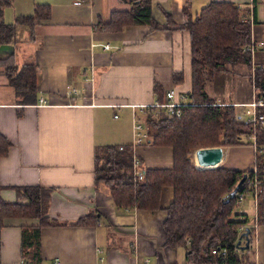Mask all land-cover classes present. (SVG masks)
<instances>
[{
	"label": "crops",
	"instance_id": "crops-1",
	"mask_svg": "<svg viewBox=\"0 0 264 264\" xmlns=\"http://www.w3.org/2000/svg\"><path fill=\"white\" fill-rule=\"evenodd\" d=\"M209 1L233 2L251 22V67L227 68L204 85L209 99L242 115L260 100L253 73L264 70V0H151L158 28L128 25L120 31L101 25L111 12L127 11L128 0H11L4 7L6 23L34 15L37 5H46L49 16L35 20L32 33L16 24L13 43L0 47V57L13 54L17 67H37L36 94L29 101L0 70V137L9 143L0 155V201L27 204L16 191L29 187L50 193L45 224L36 218L3 220L0 264H188L184 248L165 245L162 223L172 190L164 191L160 210L116 209L108 193L94 188V155L98 148H130L138 115L147 140L133 150L137 168L172 166L171 148L150 144L146 117L168 89L188 98L191 47L182 28L184 9L193 17ZM233 83L242 87L231 100ZM255 153L251 145L225 147L219 165L254 170ZM81 218L89 225H77ZM26 237L35 246H27ZM254 253L249 263L259 262Z\"/></svg>",
	"mask_w": 264,
	"mask_h": 264
},
{
	"label": "trees",
	"instance_id": "trees-1",
	"mask_svg": "<svg viewBox=\"0 0 264 264\" xmlns=\"http://www.w3.org/2000/svg\"><path fill=\"white\" fill-rule=\"evenodd\" d=\"M128 1L129 9L111 12L109 21L101 25L104 29L120 31L128 25L158 28L152 17L151 0ZM10 2L0 0V47L13 43L16 24L26 25L32 33L35 20L49 16L46 5H37L34 15L6 23L2 13ZM184 14L186 20L182 28L189 33L191 47L188 105L180 109L179 119L174 115L159 118L151 112L146 117L150 144L171 148L172 166L168 169H146L143 178L137 180L132 175L134 156L131 149L98 148L94 155V188L108 193L116 209L145 211L160 210L164 191L171 189L172 200L164 209L166 217L162 223L166 246L184 248L188 264L249 263L245 261L246 256L233 251L242 233L240 227L252 223H248L244 214L236 210V197L229 202L225 200L242 175L250 177L253 170L240 172L220 165L213 169H197L191 153L199 148L252 145V137L257 148L264 147V126L253 130L251 125L238 122L233 105H218L204 91L206 81L214 74L228 72L227 68L238 65L251 67L252 55L245 51L252 40L251 22L245 8L229 1H209L193 17L185 9ZM12 55L0 57V70L16 93L29 101L36 94L37 67L24 64L19 68ZM175 77L174 81L178 82ZM253 85L256 96L262 100V106L256 112L264 116V70H254ZM8 147L9 143L0 137V155H4ZM254 168L259 183L255 202L256 221L258 226H263L264 154L258 149ZM243 189L244 184L239 192ZM16 192L27 204L0 201V226L4 219L9 218H36L40 226L45 224L50 190L29 187ZM87 220L81 218L76 224L89 225ZM249 229L251 244L253 228ZM38 232L39 229L34 236L36 246L31 238L26 237L27 246H38ZM186 239L189 246H186ZM216 247H225L228 257L210 256V250Z\"/></svg>",
	"mask_w": 264,
	"mask_h": 264
},
{
	"label": "built area",
	"instance_id": "built-area-1",
	"mask_svg": "<svg viewBox=\"0 0 264 264\" xmlns=\"http://www.w3.org/2000/svg\"><path fill=\"white\" fill-rule=\"evenodd\" d=\"M82 0H75V3H81ZM109 48L108 45L103 46L104 50H107ZM254 42L251 40L250 45L247 46L245 48V51H248L249 53H251V55L254 52ZM86 81V80H85ZM72 93L74 96H76L78 94V91L75 89H72ZM72 100H70L68 105H72L73 103H71ZM188 105V100L187 97L183 94L180 93H175L173 89H168L165 93H164V99L161 103H156L154 105H151L149 107V110L151 113H153L154 115H157L159 118H167L170 117L172 115H174L177 119L180 118V109L182 107H185ZM249 106V110H246L244 115H238L236 114V120L238 122L243 123L244 125H251L253 130L256 129H262L264 126V116L261 114H257L256 110L258 107L262 106V101L257 100L251 104L248 105ZM141 118V117H140ZM140 118H134V124H133V142L130 146V148L132 150H134V148L138 147L139 145H141L142 143H144L145 139L147 138V135L144 133V123L142 122V120ZM252 141L253 144L251 146H253L255 148V151L258 149V151L262 154H264V147L260 148V147H256V145L254 144V138L252 137ZM124 148L123 147H119L117 148V151H123ZM133 177L137 180H141L143 178L144 172L141 171L139 168H137V163L133 162ZM244 189L242 191H238L235 194L236 199V205L237 207H240L242 205V200L245 197V194H248L252 197L253 201H254V205L255 202L257 200V193L259 191V183L257 182L256 179V172L255 169L253 170V174L250 177L246 176V179L244 181ZM242 184V185H243ZM257 224L256 221V213L254 216V220L253 223L250 225H246V226H241L240 227V231L243 232V230L245 229V227H252L253 228V233H254V229L255 226ZM186 246H189V240L186 239L185 241ZM252 243V241H251ZM240 250L236 249L233 251V253H238ZM228 250L225 247H216L210 250L209 255L213 256V257H220V258H227L228 257ZM203 264H261L259 262H253V263H222V262H212V263H203Z\"/></svg>",
	"mask_w": 264,
	"mask_h": 264
},
{
	"label": "water",
	"instance_id": "water-1",
	"mask_svg": "<svg viewBox=\"0 0 264 264\" xmlns=\"http://www.w3.org/2000/svg\"><path fill=\"white\" fill-rule=\"evenodd\" d=\"M223 158L222 147H210V148H199L194 150L192 160L195 168L197 169H213L221 163ZM246 179V175H242L240 180L237 182L234 189L227 195L225 202H229L235 197V194L240 190L242 184ZM250 229L245 227L242 233L239 234L235 247L240 251L248 250L250 247ZM189 252V251H188Z\"/></svg>",
	"mask_w": 264,
	"mask_h": 264
},
{
	"label": "rangeland",
	"instance_id": "rangeland-1",
	"mask_svg": "<svg viewBox=\"0 0 264 264\" xmlns=\"http://www.w3.org/2000/svg\"><path fill=\"white\" fill-rule=\"evenodd\" d=\"M5 22V21H4ZM242 86H240L239 84H235L233 83V90L230 91V98L231 100H233L239 93V88H241ZM149 110V109H148ZM146 111V110H145ZM240 110H238L239 112ZM146 114V113H144ZM138 119V115L135 116ZM134 117V118H135ZM143 118V116H142ZM146 129H147V125H146ZM131 149V148H129ZM125 150V149H124ZM123 150V151H124ZM131 151H133L131 149ZM194 150L191 153V158L193 156ZM100 156H102V154L100 153ZM193 161V160H192ZM194 164V163H193ZM205 170V169H204ZM236 210L241 213V214H246L247 216V220L248 223H253L254 220V216H255V205H254V201L252 199V197L248 194H245L244 199L242 200V205L240 207H236ZM236 219H241L240 216H235ZM256 234L255 238L258 236V241L257 243H255V247H254V243L252 242L250 248L248 250L245 251H239L242 255H244V257L246 256L248 259H246L245 257V261L249 260L251 261L253 259V256L255 255V251H257V257L259 255V262L261 264H263L264 262V225H260L258 226L256 224L255 229H254V233L253 235ZM238 252V253H239Z\"/></svg>",
	"mask_w": 264,
	"mask_h": 264
},
{
	"label": "bare ground",
	"instance_id": "bare-ground-1",
	"mask_svg": "<svg viewBox=\"0 0 264 264\" xmlns=\"http://www.w3.org/2000/svg\"><path fill=\"white\" fill-rule=\"evenodd\" d=\"M242 115H244V112H243V114Z\"/></svg>",
	"mask_w": 264,
	"mask_h": 264
}]
</instances>
